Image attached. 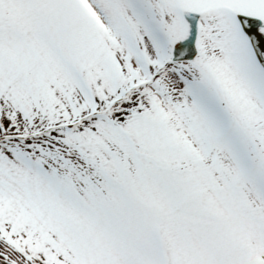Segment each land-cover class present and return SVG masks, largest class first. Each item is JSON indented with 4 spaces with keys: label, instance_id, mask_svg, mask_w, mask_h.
<instances>
[{
    "label": "snow or ice",
    "instance_id": "6c2138e0",
    "mask_svg": "<svg viewBox=\"0 0 264 264\" xmlns=\"http://www.w3.org/2000/svg\"><path fill=\"white\" fill-rule=\"evenodd\" d=\"M0 264H264V0H0Z\"/></svg>",
    "mask_w": 264,
    "mask_h": 264
}]
</instances>
